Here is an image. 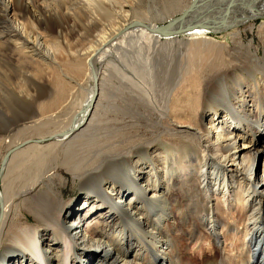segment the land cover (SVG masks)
<instances>
[{
    "label": "bare ground",
    "instance_id": "obj_1",
    "mask_svg": "<svg viewBox=\"0 0 264 264\" xmlns=\"http://www.w3.org/2000/svg\"><path fill=\"white\" fill-rule=\"evenodd\" d=\"M34 1L0 0V43L10 39L6 24L20 51L27 49L28 22L18 16L32 13ZM255 13L264 14V0H194L177 15H184L179 29L193 26L185 32L187 53L159 89L148 83L163 82L151 75L150 58L174 45L170 35L177 32L124 24L101 37L86 71L97 79L94 64L129 54L134 62L126 59V68L137 77L123 68L122 86L132 106L100 118L93 80L67 118L65 106L52 103L64 98L59 91L31 109L19 141L11 124L0 127V141L9 139L0 169V264H264V15L261 44L243 41L238 29ZM32 21L43 24L36 16ZM206 30L226 31L222 38L231 36L233 46ZM95 117L101 132L115 136L97 135ZM55 123L63 127L44 128ZM112 123L133 126L132 133L116 135ZM45 137L52 141L40 144ZM60 167L77 179L83 205L59 187L67 181ZM191 242L218 257L198 261L186 250Z\"/></svg>",
    "mask_w": 264,
    "mask_h": 264
},
{
    "label": "rangeland",
    "instance_id": "obj_2",
    "mask_svg": "<svg viewBox=\"0 0 264 264\" xmlns=\"http://www.w3.org/2000/svg\"><path fill=\"white\" fill-rule=\"evenodd\" d=\"M193 1L94 0L92 4H89L87 0H35L34 2L36 4L33 2V6L30 3L33 8L32 13H19L18 16L20 21L28 22L26 33L30 36V43L26 50L20 51L16 45V39L13 33L4 29L6 24L3 27V30H5L3 32L10 35V39L0 43V47L2 46L0 48V127L2 128L7 124H11L14 128L11 135H13L14 141H19L28 131L23 127L31 120L33 109L47 104L49 98L59 91L63 92L64 98L52 103H54L53 105L55 107L65 106L62 115L67 118L72 111L77 109L87 99L93 80L94 85L97 87V90L94 92V99H96L94 106L97 107L100 118L109 112L120 113L127 106H132V101L126 97L128 90L125 85L122 86L123 68L127 69L125 61L129 59L130 62H134L132 57L129 54H125L122 58V56L117 57V54H113L115 58H105L99 64H94L98 69L97 79H94V77L93 79L88 78L86 60L93 52L92 50L95 47L98 48L97 46L100 43L101 37H109L120 26L124 24L127 26L128 23L133 21L135 23L165 25L170 20L177 18V15L183 10L189 8ZM41 4L42 6L37 8V5ZM263 15L261 13H255L253 15V17L255 16V20H251L250 23L238 27L241 32L239 36L242 37L243 41L250 42L254 39L256 44H261L262 38H260L258 32H260V25L263 24ZM33 16H36L43 24L38 26L36 22L32 21ZM219 16L212 17L209 22L214 21ZM224 16L233 17L231 14H224ZM3 17L4 13L0 11V18ZM53 22L56 23L55 26H53ZM205 32L207 37H213L218 42L229 43L228 47H232L234 44L231 36L222 38V35L226 31L223 33H215L206 30ZM170 36L173 39L175 38L174 41L176 40V43L170 47L159 49L150 58L149 66L151 68V75L163 78V82H154V79L148 81L150 86L156 87L157 89L168 86L170 82L167 81L168 77H172L176 73V69L172 68V65L174 66L175 62L184 59L183 56L187 53L186 49L189 47L187 40L190 36H186L185 32ZM162 39L165 40L166 35ZM34 47L35 50L33 51L32 49ZM259 50L262 53L263 47L261 46ZM91 65L90 68L93 67V64ZM138 70L140 69L138 68ZM128 72L129 76L134 75V78L137 77L132 71L128 70ZM141 74L143 75V79L145 78L144 74L148 73ZM129 86L132 87L128 84L127 87ZM97 120L98 118L95 117L94 122L96 128L94 132L97 135L108 136L110 138L115 136L112 133L105 134L101 132L98 126L99 123H96ZM127 120L129 121L131 119L128 118ZM57 124L55 123L44 128L51 130L63 127V125ZM109 126L116 135L124 133L127 136L132 133L133 128V126L128 128L120 127L119 125L115 126L113 123ZM47 137L42 139L40 144L46 145L52 141L50 140L51 137L49 139ZM122 138L116 137L115 140L118 141ZM3 139V141H0V169L2 167L3 157L5 159L6 156L4 155V147L9 140L8 137H4ZM26 145V143H22V148ZM256 165L259 168L257 166L255 168L261 171L263 163L260 162V164L257 163ZM105 167L103 166L101 169L103 170ZM60 170L67 178V181L64 182L66 184L65 186L59 187H62L67 192V199L75 197L78 204L83 205L85 196L79 193L77 179H73L72 175L69 172L66 173L63 167H60ZM100 172L101 170L98 173ZM1 188L2 183L0 184ZM20 211L24 214L26 213L27 216L32 215L23 208L22 204L20 205ZM237 211L238 208H234L233 213L236 214ZM31 217L34 219V215ZM77 231L78 229H76ZM220 231L222 233V247L229 249L231 242L225 240V230L220 229ZM198 248L201 249V252H198ZM186 250L194 258L199 257L198 261L204 259V256L206 258L218 257L214 251L209 249L208 245L201 247L198 243L195 245L191 242L186 247ZM201 253L203 255L198 256ZM238 264L244 263L240 262Z\"/></svg>",
    "mask_w": 264,
    "mask_h": 264
},
{
    "label": "water",
    "instance_id": "obj_3",
    "mask_svg": "<svg viewBox=\"0 0 264 264\" xmlns=\"http://www.w3.org/2000/svg\"><path fill=\"white\" fill-rule=\"evenodd\" d=\"M184 18V15L177 17L176 19V23H174V25L170 26V23L168 22L167 24L163 25L161 28H159L161 31L166 32L168 34V30H173L175 32H177V34H182L183 32H188L193 26L189 25V26H184L182 29H179L178 26L180 25V23L182 22ZM171 31V32H173Z\"/></svg>",
    "mask_w": 264,
    "mask_h": 264
}]
</instances>
